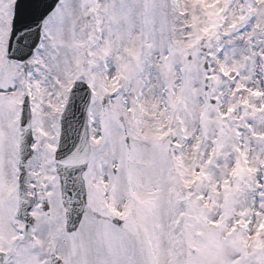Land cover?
<instances>
[{"label":"snow or ice","instance_id":"6c2138e0","mask_svg":"<svg viewBox=\"0 0 264 264\" xmlns=\"http://www.w3.org/2000/svg\"><path fill=\"white\" fill-rule=\"evenodd\" d=\"M0 264H264V0H0Z\"/></svg>","mask_w":264,"mask_h":264}]
</instances>
